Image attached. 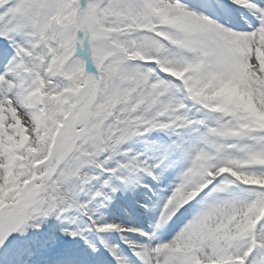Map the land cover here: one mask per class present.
<instances>
[{"label": "rangeland", "instance_id": "obj_1", "mask_svg": "<svg viewBox=\"0 0 264 264\" xmlns=\"http://www.w3.org/2000/svg\"><path fill=\"white\" fill-rule=\"evenodd\" d=\"M8 1L13 2L9 4ZM73 1L7 0L0 3V57L5 55L9 59L7 65L10 68L7 73L1 74L2 78L8 79V88H14L24 74L33 75L35 83L33 82L30 91L34 93V101L27 104L24 100L26 106L18 107H21V113L26 116L30 114L26 110L29 107L34 109L37 105L40 110L44 108V99L38 90L45 84L52 89V113L49 123H46L54 134L59 131L87 88L88 73L84 61L76 55ZM217 2L218 0H109L85 18L82 31L86 35L85 49L90 57L91 67L98 73L97 95L90 106L85 136L65 163L56 169L57 174L69 161L76 160L75 171H68L64 178L68 188L59 190L60 185L51 186V193L60 205H55L52 210L54 216H40L48 219L49 223L45 221L43 227L32 224L35 229L40 228L37 242L44 244L51 231L44 226L52 227L57 218L62 221L64 228L55 233V246L64 237H68L67 242L54 250L61 257L70 255L72 244H76L78 247L75 246L72 251L83 249L91 264L92 254L98 257L104 253L111 256H108L109 264H127L125 252L136 254L139 251L136 249L139 244H136L135 238L123 233L132 229L130 210H136L149 218L150 211L158 213L155 212L154 204L157 196L164 194L175 206L188 198L185 189H189V194L201 193L203 190L200 191L199 187L206 185L201 182L207 177V181L211 182L210 187L186 211L189 215L187 224L198 232L189 237V243L192 241L202 244L199 246V250H202L205 243L200 240H204L206 231H218L216 219L208 218L210 214L206 211V205L201 204L202 201H210L213 191L217 190L228 195V199L220 200L223 203L218 202L222 204L228 218L235 213L239 215L238 219H230L224 228L228 239L238 243L244 238L248 241L252 234L257 233L259 237L258 228L264 233V188L254 186L256 181L264 183V78L258 72L249 74V64L246 60L240 61L241 56L236 57L237 67L242 68L243 76L238 75L240 71L237 67L234 68L232 62L228 63L229 56L234 58L239 51L247 53L239 40L257 35L259 26L264 23V0L251 2V12L243 8L239 11L231 9L229 5L232 6V1L222 0L223 6L230 11L235 10L238 24L244 26L238 30L237 24H233L235 26L232 28L228 23L225 26L223 21L218 23L216 12H212V7ZM206 3L211 8V14L198 8ZM216 10L221 16L222 11L219 8ZM21 12L24 17L17 16ZM244 15L249 16L246 18ZM215 28L234 36L236 41L231 43L230 37L228 41L222 42L223 38ZM9 48L18 53L16 48H19L29 59L28 63L16 62L14 59L10 61V54L7 52L10 51ZM73 59L78 62L74 63ZM224 62L228 63V67ZM225 67L230 73L229 82L238 86L236 91L230 93L231 98H239V101L233 102L234 109H225L213 101L208 102L199 89L191 88L186 83V77L182 74L195 71L205 74L207 78L212 77L211 75L221 77L226 75ZM235 75L239 84L232 81ZM251 79L256 83L254 87L251 86ZM157 87H161L158 93ZM19 95L24 97L25 94L19 90ZM9 99L13 101L14 97L10 96L7 100ZM3 100L2 97L0 102ZM247 109L252 110L253 116L244 112ZM103 128H106L105 131ZM18 129L15 130V134H21L18 137H10L7 130L0 132L9 139L6 146L11 147H4L6 156L0 159V168L13 162L26 166L43 159L36 154L28 155L29 139L25 138L28 131L25 132L22 128L24 132H21ZM148 143L155 144L152 147L155 150L151 154V145ZM15 144L22 149L19 155L14 149ZM200 153L206 157L207 163L200 159L198 165L205 170L188 169V157L192 158ZM112 170L121 175V179L127 173L126 176L133 181L129 182L132 186L123 190L127 196L116 201L114 207L110 206L115 193L103 189L102 183L100 184L102 181H106L107 186L111 184L112 178H107L106 173ZM3 177H6V173ZM26 180L29 179H25V182H30ZM182 181L188 183L186 188L181 189ZM166 183H170L171 193L166 188ZM39 184L40 196L42 194L44 197L48 184L43 179ZM72 188H75L73 194ZM22 192L24 190L21 189ZM39 198L32 202L38 203ZM143 198L153 203L143 204ZM90 203L96 208L98 206L105 216L95 222L89 220L86 210L92 209ZM140 207L147 211L144 212ZM29 209L33 208L25 203L22 214L19 215L14 207L10 209V213L21 221L20 218L30 219ZM159 216L162 219L151 222L150 226L156 228L166 221L171 216V210L167 211L165 218L164 213H159ZM74 219L81 224L77 226L78 229L74 228ZM108 219H114L115 226H105L102 229L101 225L108 222ZM5 223L0 217V233L17 229L16 221L9 226ZM85 229L98 239L97 248L96 244L87 242V234L80 233ZM98 230H106L105 235L117 237L125 251L118 250L113 244H104V239L99 238L104 234L98 233ZM25 231L26 229L21 230L17 246L12 245L7 249L9 254L2 253L0 260L15 253L20 246L29 250L38 248L37 245H31L29 240L27 242ZM260 239L261 246L256 252L255 242H247V249L229 250L232 260L226 261L264 264V235ZM17 252H20L19 249ZM240 256L246 258L241 260ZM180 260L185 263L186 258L183 256ZM42 261L48 263V259Z\"/></svg>", "mask_w": 264, "mask_h": 264}, {"label": "bare ground", "instance_id": "obj_2", "mask_svg": "<svg viewBox=\"0 0 264 264\" xmlns=\"http://www.w3.org/2000/svg\"><path fill=\"white\" fill-rule=\"evenodd\" d=\"M6 1L7 0H1L0 3H3V2L5 3ZM236 1H238V5H244V6L247 5L245 2H242L240 0H236ZM10 2H13V1H8L9 4H10ZM240 2H242V3H240ZM209 7L210 6L207 3H206V5L203 6V8L205 10L211 11V9ZM21 13H20V15L18 14L17 16L24 17V14L23 13L21 14ZM263 18H264V15H263ZM259 28L260 29H259L256 36L245 38L243 40H239L242 42L244 49H247V53L243 54L241 51H239L238 54L235 53L234 58L229 56L228 63L232 62L234 64V68H236L238 66L237 65V62H238L237 57L241 56L240 61L243 59V60H246L247 63L249 64V72H250L249 74H251L253 72H258L264 78V62H263L264 61V23H262L259 26ZM215 29H217V28H215ZM76 30L78 32H82V26H78L76 28ZM178 31H180V30H178ZM217 32H218V35L223 38L222 42L228 41L230 39V37H232V39L229 40L231 43L236 41L234 36H229V35L225 34V32H222L218 29H217ZM66 38L68 39V37H66ZM79 47L83 48V45L81 44ZM186 48L190 49L189 46H186ZM16 49L19 51L20 54L16 50L12 49L14 56L18 57L20 61H24V62L28 63L29 59L26 57L25 53L21 52V50L19 48H16ZM2 56H4V55H2ZM12 61H13V58H12ZM73 62L77 63L78 61L73 59ZM220 62H222L221 59H220ZM228 63L224 62V64H227L226 67H228ZM8 65L4 61H3V64H0V99L2 97L4 98V100L0 102V104H1V107H0V127H2V131H0V132L7 130L10 137L12 135L18 137L21 134H19V135L15 134L16 133L15 130L19 128L18 130H21V132H22L23 129H25L24 130L25 132L28 131V133H26L27 136L25 138L29 139L27 141L29 142L28 144L30 146L28 148V155L36 154L37 156H39V158H43V159H38L36 161H33L31 164L26 165V166L19 165V163L13 162L12 164L5 165L4 168H2V167L0 168V217L2 218L3 222H6L5 225H7V226L11 225L14 221H16V227L18 229V230L17 229L16 230H7L6 233H4V234L0 233V256L2 253L9 254L8 251H6V250L10 249L12 247V245L17 246L18 238L21 237V230H23V229H26V231L24 232V235L27 238V242L29 240L31 242V245H37V247H39L41 244H43V242L35 241V239L37 238V234L39 233L40 228L35 229L32 226L35 225V226L39 227L41 225V227H43V223H45V221H47L48 219L40 218V216L41 215L48 216L50 214H52V216H54V212H52V210L54 209L55 205H60L59 201L57 202L54 195L51 193V191L53 190L52 187L56 186V185H60L59 190H61V189L66 190L68 188V185H67L64 178H65L66 173L68 171L69 172L75 171L76 164H77L76 160L73 159V160L69 161L67 163V165L62 167L59 170V173H57V174H56V169L58 168V166L65 163L66 159L69 157L70 153H72L77 142L86 133L85 131L87 129V124H88L87 122H88V118L90 115V110H89L90 105L88 104L83 109H81L79 112V115L77 117H73V112L77 109V107L80 105V103L88 96L89 90H90V92H92V89H90V88H87L86 90H84L81 98L79 99L77 104L74 106V108L72 109V111L68 115L65 122L61 125L59 131L56 134H54V133H52L50 125L47 124V123H49V118H50L51 113H52V109H51L52 89L47 87L46 84L43 88L41 87L42 89L38 90V91H40L41 97L44 99V103H45L44 108H41V110H40V106L38 108L37 105L35 106L34 109L29 107V109H26V110L30 114H28L27 116L24 115L23 113H21V107L26 106L25 101L27 102V104L34 101L33 100L34 93H31V91H30V90H32L31 87L33 86L34 78H33V75H31V73H26L23 75V78L19 80L18 84H16L14 86V88L10 87L11 88L10 89L6 85L8 83V79L5 77L2 78V75H1V74H3V72L7 73V71H9L10 68H8ZM15 65H17V63H15ZM33 65H35V64H33ZM250 65H252V66H250ZM30 66H31V64L29 63L28 68H30ZM226 67L224 69V72L226 75L221 76V77H217V75H211L212 77L207 78L205 74L198 73L195 71L182 72V74L184 77H186V83L191 88L196 87L197 89H199L202 92V94L204 95V97L209 100L208 102L211 103V101H213L215 104H217L218 106L220 105V107L225 108V109H227L228 107L234 109L235 105L233 104V102L239 101V98H236V100H235V99L231 98V96H230L229 92L232 88H235V85L231 84L230 83L231 81L229 82L228 79H231V78L229 76L230 73L226 69ZM237 70L240 71V73H241V74L239 73L238 75L243 76L242 68L237 67ZM138 72H139V70H138ZM136 74L139 75L138 73H136ZM236 76L237 75H235V79H233L232 81L239 84V82H237L238 80H236V79H238V78H236ZM46 83H48V82H46ZM254 85H256V83H254V81L251 82V86L254 87ZM160 89H161V87H157L156 92L158 93L160 91ZM19 90L24 92V94H25V95H23L24 97H21L19 95ZM163 90H164V88H163ZM228 90H229V92H228ZM14 93H16V94H14ZM178 93H180V92L178 91ZM10 96L14 97L13 101L16 102L17 105H15V103L13 101H11L10 99L7 100ZM35 96H36V94H35ZM13 104L15 105V107ZM19 106H21V107L18 108ZM4 109H6V110L4 111ZM23 109H25V108H23ZM146 111H147V109H146ZM244 112L252 115V110L247 109ZM38 120H40L42 122V125H39ZM15 127H16V129H15ZM20 127H21V129H20ZM103 129L105 131L106 128H103ZM7 142H9V139L0 133V143H1L0 159L4 158L6 156L4 147H6L7 149H11L10 146L9 147L6 146ZM148 144H149V146L151 145L149 147V153L151 154L155 150L152 148V147H154L153 145H155V144H153V145H152V143H148ZM15 145L16 146H14V149H15L16 153L19 155V153H22V149L20 148V145H18V144H15ZM200 159L205 160L207 163L206 157L204 155H201V153H200L197 157H194V156L192 158L188 157L189 163L186 165V167L194 168V169H198V170L200 169V171L205 170L204 167H199V165H198L197 160H200ZM68 164H70L71 166L69 167ZM148 171L151 173L154 172V170H148ZM4 173H6V177H3ZM126 175H127V173L122 175L123 176L122 180L128 184L131 181V179H129ZM111 176H112V178H117V175L115 172H113V170L110 173V177ZM192 177H193V175L191 176V178ZM70 178L72 179L73 177H70ZM25 179H29L26 181L34 182L35 186H37V187H40L39 182L41 179H43V181H45L46 184H48L47 186L49 188L46 189V193H45L44 197H42V194H41V196L39 194L40 198L37 201L38 203L32 202V200H37V196L36 197H28L26 195V193H23V192L21 193V189L24 190L28 184L27 182H25ZM120 179H121V177H120ZM131 182H133V181H131ZM204 182L206 184L209 183L208 181H204ZM101 183H102V187L104 189H106L104 187V185L107 184V182L102 181V182H100V184ZM46 184H44V186H46ZM187 184H188L187 182L182 181L181 182V189L183 187L186 188ZM255 184H257L259 186H264V183H261L260 181H256ZM19 186H21V189ZM205 187L206 186L203 185V186L199 187V189L202 190ZM74 189L75 188H72V194H73ZM188 190L189 189H185L184 191L186 194H188L190 199L189 200L186 199L187 201H183V202H185V203L190 202V205H189V207H190L192 202L196 199L199 192H193L192 194H189ZM40 191H41V187H40ZM79 194H80V192H79ZM115 197H116L115 194L112 195V199H114ZM117 198L118 197H116L115 199H117ZM17 200H18V202H17ZM209 200L210 201H208L206 203L204 201H202L201 204L202 205H204V203L206 204L207 212L211 215V218H214V216H215L216 221L218 223V232H219L218 235L221 239H223L221 242L224 243V245H222L221 243H218L217 240H211L210 241L209 239L212 237V235L208 234L207 235V238H209L208 241L203 242V243H205V246L203 245L204 252H203L202 256H200V258H197L199 251L195 250V245L194 244H186V242L189 243L188 237L193 236L195 231L188 224H185L186 226H184L183 228H182V226L177 227V230H175V231H173L172 228L170 227L169 229H166L163 237L158 238L157 235H151L148 238V240H146L144 242L148 246L147 250L145 252H142V251L140 252V254H141L140 259L144 262V264H168L169 262H171V260L175 261L177 256L181 257V255L185 256L184 258H186L185 263H183V264H232L230 262L226 263V260L231 259L229 257L228 251L229 250H236V249H240V250L247 249L246 243L241 244V243L246 242V241L241 239L240 240L241 243L240 242L235 243V242H232L230 239H228L225 232H223L224 231L223 228H225V226L229 222L230 218H228L227 212L225 210H223L222 206L219 205V203H218L221 199H216L214 197H211ZM22 201L24 203H26V206H30V208L32 207L33 209L32 210L29 209L30 213H29L28 218H30V219L20 218L21 221H19V219L17 220V218L13 216V213H10V209H12L14 207V209L16 210ZM167 202L165 201V196L162 194L154 200V203L156 205H159V206L164 208V211H163L164 218L167 216V211L173 210L175 213H177L178 210H180V208L183 206L182 205L179 209H177V207H179L181 205V203L180 204L177 203L178 205L175 204V206H174L173 205L174 203L170 202L168 204ZM220 202L223 203L222 201H220ZM90 206H91L90 208H92V209L86 210V211H88L86 213V215H87V217L90 218L89 220H93L92 222H95L97 219H101L102 217L105 216L104 212L102 210H100L98 208V206L96 208L93 203H90ZM33 210H41V212H34ZM22 212H23V210H22ZM171 213H172V211H171ZM150 214H152V212H150ZM153 215H157V214H153ZM11 216L13 217V219L14 218L15 219L13 220ZM159 217L160 216L157 215L154 217V219L159 220L160 219ZM124 220H123V222L125 223ZM74 221H75L74 228L78 229L79 227H77V226H81V224L76 219H74ZM107 221L108 222H106L104 225H101V226H103V227L115 226L114 223H116V221L114 219H108ZM185 222L186 221H184V223ZM33 223H35V224H33ZM62 224L63 223L60 219L55 218V221L53 222L52 227H50V225H48L47 227L44 226L46 229L51 230V231H49V234H47L48 235V242L45 245L47 248V250L45 252L39 251L35 247H33L31 250H24L20 246L19 247V251H20L19 253L16 252V253H12L10 255H6V256L2 257V261L0 260V264L3 262H4V264H19L18 263L19 258H17V255L22 256V257H24L25 255H27V257L30 255H33L32 260H31V258L26 257V264H38V262L40 260L47 259V258H49L48 259V262H49L50 260H52V258H50V256L54 257L51 254L49 255V250L51 249V252L55 249L58 250V248L61 247L63 242H65L66 239L68 238V237H64V239L60 243H58L57 246H55L56 245L55 240L57 239L55 233H58L57 232L58 230H61L64 228ZM133 224H135V222H133ZM136 224H137L138 228H141L143 226L145 227V225L140 221H137ZM31 228H33V229H31ZM19 229H21V230H19ZM258 230L260 231L259 237L263 238L264 233L259 228H258ZM102 231H98V232H102ZM83 232L89 236V239L87 241L89 244H91V243L95 244L96 242H98V239H96V237H94L93 235L88 234L86 229H85V231H83V230L80 231V233H82V234H83ZM75 233H77V231H75ZM1 235H3V236H1ZM224 235H226V236H224ZM66 236H68V235H66ZM126 236H129V235L127 234ZM140 236H141V234L138 235V237H140ZM72 237H73V235H72ZM259 237L257 236V233L252 234L250 241H249V242H255V245H256L255 252L261 246L260 245L261 239ZM99 238L105 239L104 241L106 243L107 242L109 243L111 240L114 239L113 237L108 236V235L100 236ZM241 238H243V237H241ZM59 239H61V238H59ZM84 239L86 242V238H84ZM37 243H40V244H37ZM44 244H45V242H44ZM19 245L20 244L18 243V246ZM75 246L78 247V245H76V244L74 245V247ZM84 247L86 250L87 249L86 246H84ZM77 250H83V249H77ZM250 250H252V249H250ZM23 251L25 252V255L23 254ZM34 254H35V256H34ZM77 255L78 254H73V257L75 258L76 262L78 261ZM57 256H61V255H56V257ZM177 258H179V257H177ZM239 258L242 260V259H245L246 257L240 256ZM29 260L31 261V263L28 262ZM141 260H139V261L141 262ZM76 262L72 261V264H75ZM43 263L45 264L46 262H43ZM97 263L104 264L103 262H100V261H97ZM63 264H67V263L65 262Z\"/></svg>", "mask_w": 264, "mask_h": 264}, {"label": "water", "instance_id": "obj_3", "mask_svg": "<svg viewBox=\"0 0 264 264\" xmlns=\"http://www.w3.org/2000/svg\"><path fill=\"white\" fill-rule=\"evenodd\" d=\"M103 1L106 0H77L76 2V15L75 21L78 24L80 20L86 15L89 11L93 10L96 6L100 5ZM38 188L35 186L34 183L28 185L27 188V196L28 197H36L38 195ZM23 206H19L18 210L21 212Z\"/></svg>", "mask_w": 264, "mask_h": 264}]
</instances>
